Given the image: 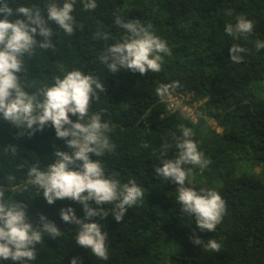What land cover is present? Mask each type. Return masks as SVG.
Instances as JSON below:
<instances>
[{
	"label": "trees",
	"instance_id": "16d2710c",
	"mask_svg": "<svg viewBox=\"0 0 264 264\" xmlns=\"http://www.w3.org/2000/svg\"><path fill=\"white\" fill-rule=\"evenodd\" d=\"M3 2L13 11L19 6L38 7L46 18L53 0ZM54 2L62 6L65 0ZM85 2L75 0L74 34L50 23L55 50L37 47L31 56L26 54L17 75L22 88L38 99L56 77L62 79L67 72L79 70L98 77L105 91L90 102L88 115H101L109 125L105 135L115 147L91 159L101 163L107 178L121 184L134 181L144 197L121 222L115 221L110 204L103 205L109 213L105 219L86 221L99 223L107 233L108 259L95 257L76 244L78 226L63 222L59 215L61 209L73 208L83 219L82 206L67 199L47 204L28 176L31 167L45 170L53 163L56 151L72 150L56 138L51 126L29 135L0 119L4 200L24 204L34 227L43 215L61 231L56 240L43 234L36 259L27 264H70L74 257L77 264H264V49L256 47L264 42V0H95L94 10H85ZM117 17L123 22L138 20L166 42L171 55L161 54L160 72L141 75L121 69L112 73L101 62L107 48L129 35L115 24ZM241 18L253 23V31L227 35L226 25H235ZM233 45L246 50L239 54V63L230 60ZM173 82H179V87L169 92L189 94L192 102L201 103L197 119L170 112L168 95H157L161 85ZM70 119L76 120L71 115ZM182 128L192 130L198 151L210 161L205 166H185L191 168L186 186L197 192L214 190L225 202L214 232L201 231L194 216L182 211L177 185L155 173L162 159L176 157V138L182 136ZM197 238L201 245L192 243ZM210 239L221 245L219 252L204 250ZM0 264L14 262L0 260Z\"/></svg>",
	"mask_w": 264,
	"mask_h": 264
},
{
	"label": "clouds",
	"instance_id": "9594fccd",
	"mask_svg": "<svg viewBox=\"0 0 264 264\" xmlns=\"http://www.w3.org/2000/svg\"><path fill=\"white\" fill-rule=\"evenodd\" d=\"M74 4L75 0H65L61 6L53 0L47 5L45 18L38 7L19 6L13 11L0 0V15L4 17L0 19V119L26 130L29 135L51 126L56 138L63 140L67 148L72 150L56 151L54 162L45 170H40L38 166L31 167L28 171L30 183L42 192L49 205L66 199L81 205L85 214L83 219L77 218L73 208L61 209L60 218L67 224L78 226L75 236L78 246L90 249L99 259L107 260V233L102 231L99 223L86 221L96 217L105 219L109 213L103 205L110 204L113 205L111 214L115 221L121 222L128 209L143 199L144 191L134 181L121 184L118 180L107 178L101 163L91 159V156H102L115 147L105 135L109 125L101 121V115H88L90 102L100 98L98 93L104 92L105 86L98 77L73 70L62 79L56 77L54 84L42 91V99H38L22 88L17 75L24 67L26 54L31 56L37 47L55 50L50 23H55L68 35L74 34ZM96 7L95 0H86L84 3L85 10H94ZM12 16L19 18L10 20ZM115 24L129 35L123 42L107 48L100 57L108 70L117 73L126 69L141 75L149 71L160 72L161 54L171 55L166 42L138 20L123 22L117 17ZM253 27L250 20L241 18L235 25H226L225 33L229 36L247 35L253 31ZM37 36L42 40L38 41ZM104 38L107 39V36ZM256 47L258 50L264 49V42H258ZM245 51L233 45L229 49L230 60L241 62L239 54ZM176 87H179V82L161 85L157 95L164 98L171 88ZM70 115L76 118L75 122L70 119ZM181 130L182 136L176 138V157L162 159V166L156 167L155 173L177 185V201L183 212L194 216L196 226L201 231L214 232L224 214L225 202L214 190L197 192L186 186L191 168L185 166H205L210 161H206L198 151L192 139V130ZM166 148L167 145H164ZM11 151L16 150L12 147ZM165 154L162 151L161 155ZM25 208L19 202H6L4 191L0 190V260L27 264L36 259V245L41 243L43 234L53 240L61 236L56 224L43 215L39 217V226L34 227L29 222ZM192 243L201 245L203 242L197 238ZM220 248L221 245L214 239L204 243V250L219 252ZM77 261L78 258L74 257L70 264H77Z\"/></svg>",
	"mask_w": 264,
	"mask_h": 264
},
{
	"label": "built area",
	"instance_id": "2783aa9c",
	"mask_svg": "<svg viewBox=\"0 0 264 264\" xmlns=\"http://www.w3.org/2000/svg\"><path fill=\"white\" fill-rule=\"evenodd\" d=\"M197 106L198 103L192 102V96L189 94H182L173 89L167 96V108L170 112L179 111L194 120Z\"/></svg>",
	"mask_w": 264,
	"mask_h": 264
},
{
	"label": "rangeland",
	"instance_id": "374dc122",
	"mask_svg": "<svg viewBox=\"0 0 264 264\" xmlns=\"http://www.w3.org/2000/svg\"><path fill=\"white\" fill-rule=\"evenodd\" d=\"M200 105H201V104H200ZM212 125H213L214 127H217V124H216L214 121L212 122ZM218 131L221 132V129L218 128Z\"/></svg>",
	"mask_w": 264,
	"mask_h": 264
}]
</instances>
